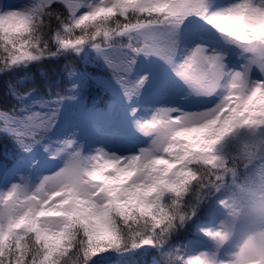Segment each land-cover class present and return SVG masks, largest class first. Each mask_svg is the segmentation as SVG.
I'll list each match as a JSON object with an SVG mask.
<instances>
[{
  "label": "snow or ice",
  "instance_id": "1",
  "mask_svg": "<svg viewBox=\"0 0 264 264\" xmlns=\"http://www.w3.org/2000/svg\"><path fill=\"white\" fill-rule=\"evenodd\" d=\"M55 2L40 0L26 10H5L0 5V49L3 50L0 64L8 67L54 54L48 52L51 34L45 28L54 15L51 5ZM61 2L68 11L65 19L56 17L61 29L68 33L80 31L74 39H67L61 38L58 30L55 43L60 49L79 52L82 45L92 43L100 50L97 37L103 42L140 33L147 41L164 35L169 42V62L176 50L175 41L154 31L153 26L179 25L190 15L204 17L207 12L206 0H99L81 15H77L82 6L80 0ZM130 10L148 13L152 19L142 22L138 18L135 24H117L120 31L106 30L112 17L117 14L126 17ZM206 19L252 53L253 62L264 71V0L260 4L240 0ZM134 51L159 55L150 43ZM108 62L126 94H131L120 75L131 69V62L124 68L113 65L111 59ZM175 70L186 82L209 93L225 75L221 58L207 55L201 46ZM142 83L143 79L132 85V89ZM170 111L160 110L141 126L151 127L155 134L151 149L123 158L106 154L82 157L77 151L64 168L45 177L32 194L13 185L11 191L0 197V264H69L70 258L77 256L82 257L79 264H87L91 256L118 248L122 243L130 242L132 248L162 243L177 222L183 223L195 214L194 206L191 211L184 209V197L193 184L217 190L222 186L230 169L217 155V145L238 129H264V81L249 87L243 76L236 73L228 95L212 111L177 117H171ZM54 115L32 113L19 117L2 111L0 120L28 149L25 139L30 135L35 141L41 130L52 126ZM72 143L64 142L66 147ZM247 192L250 203L245 214L250 219V229L231 264H264V174L260 175L258 185ZM237 215L232 214V223L224 231L207 234L220 242L227 240ZM68 249L72 251L69 253ZM188 264H215V261L194 257Z\"/></svg>",
  "mask_w": 264,
  "mask_h": 264
},
{
  "label": "rangeland",
  "instance_id": "2",
  "mask_svg": "<svg viewBox=\"0 0 264 264\" xmlns=\"http://www.w3.org/2000/svg\"><path fill=\"white\" fill-rule=\"evenodd\" d=\"M39 2L40 0H0V5H3L5 10L13 8L26 10ZM80 2L82 6L77 15L89 11L99 0H80ZM239 2L240 0H206V5H211L210 15H212ZM260 2L261 0H253L255 4H260ZM152 14V16L158 15ZM201 21L200 16L190 15L179 25L161 23L153 26L154 31L163 33L175 41L176 50L171 62L167 60L169 42L164 35H156L146 41L142 34H138L142 44L141 48L146 43H150L159 51V55H145L144 52L132 50L130 42L124 39V36L127 37V35L115 42L116 46L107 42L105 45H101L100 50L91 47V54H94L93 60H100L106 69L109 68L110 70H108L112 71L111 78L101 79L108 95L114 94L115 96V102L111 104L109 110L112 117L110 121H106L104 118L95 121V115L100 113V110L88 114L81 105L76 104L81 97L77 92L68 93L70 96H67L62 103L37 97L30 99L28 115L55 113L52 126L48 130H41V132H49L54 135L50 144L53 149L46 151L44 156L33 153L30 159L33 169L21 167L6 172L5 162L0 165V197L11 191L13 185L23 188L26 194H32L45 177L64 168L77 151L82 157L106 154L109 157L123 158L138 155L142 150L151 149L155 134L151 127L142 128V125L151 121L160 110H171L169 112L171 117L185 114L198 115L212 111L222 104L225 96L228 95L232 77L236 73L243 76L249 87L256 82L264 81V71L261 66L253 62V54L241 47L239 42L219 32L212 25L209 28L196 24H190L189 27L184 26L188 22ZM108 45H111V49L106 50ZM197 46L203 47L207 55L219 56L224 65L225 75L216 89L210 93L198 90L177 75L175 70L176 66L182 63ZM109 59L113 65L120 68L127 67V63L131 62V69L126 73H120L125 84L129 85L132 90L131 94H126L124 85L118 82L113 73L114 70L108 62ZM78 76L80 73L73 75V77ZM141 79H143V83L138 88L132 89V85L137 84ZM97 80L100 79L97 78ZM21 83L24 84L25 81H21ZM17 99H19L18 105L23 96ZM74 108L77 109L76 113L73 112ZM106 118L109 117L106 116ZM156 118L160 119L158 116ZM0 123L4 122L0 120ZM86 124L92 126L91 130L84 129ZM263 133V129H238L217 145V155L225 159L227 153L236 149V145L231 146L233 137L240 140L244 146L245 144L258 143V139ZM28 138L27 144L32 140L30 135ZM67 140L73 142L71 147L65 146L64 142ZM262 174H264V167ZM226 184V181H223L222 186L218 190L215 188L210 195L209 199L214 200L216 205L209 214L207 211L205 212L204 219L196 223L195 238L190 242L186 262L191 258L201 257L205 260H214L215 264H231L245 234L249 231L251 222L245 214L250 203L248 188L242 185L238 189L240 195L233 190L227 194ZM233 213H238V215L232 234L227 240L220 242L207 234L224 231L225 226L232 223ZM110 250L109 255H114L117 248ZM151 264L159 263L154 261Z\"/></svg>",
  "mask_w": 264,
  "mask_h": 264
},
{
  "label": "trees",
  "instance_id": "3",
  "mask_svg": "<svg viewBox=\"0 0 264 264\" xmlns=\"http://www.w3.org/2000/svg\"><path fill=\"white\" fill-rule=\"evenodd\" d=\"M206 7L205 16H200L202 18L201 22H188L184 26L196 24L206 28L212 27L206 19V16L211 13V5L207 4ZM51 11L54 15L48 19V27L45 28V32L51 34V39H48V52L54 54H46L39 59L20 62L8 67L0 64V69H2L0 70V112L14 113L19 117H23L27 113L29 114L30 99L37 97L62 103L67 96H70L68 93L77 92L82 98L80 97L76 104L81 105L88 114L100 110V113L95 115V121H100L103 118L110 121L112 117L109 110L111 104L115 102V96L114 94L108 95L101 79L111 78L113 76L112 71L110 72L109 68V70L106 69L100 60H93L94 54H91L92 51H90L92 43H85L81 46L79 52L72 49H60L55 43L58 30H61V38L67 39H74L79 35L80 30L76 29L75 32L68 33L61 29L60 22L56 17L59 16L61 19H65L68 15V11L61 0H56L51 5ZM138 18L142 22L152 19L148 13H135L130 10L126 17L119 16V14L112 17L107 22L106 30L120 31L121 29L117 28V24H135ZM183 21H185V18ZM138 34L131 33L127 37L124 36V39L130 42L132 50L141 48L142 44ZM122 37H113L110 40L113 43L109 41L101 42L100 37H97L96 42L101 43L102 46L107 42L116 46L115 42L121 40ZM109 49L111 47L106 48V50ZM2 56L3 50L0 49V57ZM0 63H2V59H0ZM78 73H80V76L73 77L74 74ZM97 78L100 80H97ZM21 81H25V83L22 84ZM20 96H23V99H20L22 101L17 105V101H19L17 98ZM73 112L76 113L77 109L74 108ZM106 116L109 118H106ZM132 123L134 124L133 120ZM91 127L89 124L84 125L86 131ZM53 137L54 135L49 132H41L35 141L30 140L28 142L30 147L25 149L16 136L6 129V125L0 123V165L5 162L6 172L12 168L31 167L33 169L30 163L31 155L37 153L39 156H44L46 151L52 150L50 144L54 139ZM28 139L27 137L24 142L26 143ZM262 141H264V133L258 139V143L245 144L244 146L236 137L231 139V146L236 145V149L231 153H227L224 159L230 169L224 175V181L227 183V194L233 190L240 195L238 189L242 185L248 189L258 185L264 167V143ZM249 153L252 154L249 155ZM214 189L211 186L201 188L197 184L192 185L191 190L184 197V209L185 211H191L194 206L195 214L183 223L177 222L165 235L162 243L155 246L141 245L136 248H132L130 242L122 243L117 251H114V255H109L111 250L108 249L91 256L87 260V264H151L154 261L159 264H188L185 259L188 255L189 243L195 238L196 223L204 219L205 212L207 211L209 214L216 205L214 200L209 199ZM197 193L200 195L198 201ZM137 226L133 224V227ZM71 251V249H68L69 253ZM80 259L82 257L79 256L70 258L69 264H79Z\"/></svg>",
  "mask_w": 264,
  "mask_h": 264
}]
</instances>
